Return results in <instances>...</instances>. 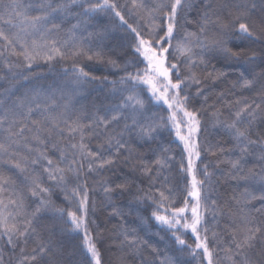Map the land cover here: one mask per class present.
I'll return each mask as SVG.
<instances>
[{
    "label": "snow or ice",
    "instance_id": "obj_1",
    "mask_svg": "<svg viewBox=\"0 0 264 264\" xmlns=\"http://www.w3.org/2000/svg\"><path fill=\"white\" fill-rule=\"evenodd\" d=\"M201 6L194 32L184 27L193 0H0V71H4L0 79L27 80L30 74L19 69L70 61L63 74L77 85L91 83L96 77L90 75L91 68L85 70L82 60L122 72L119 80L109 82L113 106L87 119L70 106V98L60 102L63 90L59 99L55 93L42 92L14 99L11 89L0 96V240L16 257L15 264H102L98 240L92 235L95 221L90 213L95 202L90 208L93 189L88 181L121 162L147 181L141 187V180L129 194L147 203L151 218L171 233L168 251L152 248L158 264H264V135L253 139L257 119H264V0L259 5L256 0L219 4L201 0ZM73 15L76 23L65 30V21ZM98 17L116 21L131 35L134 62L121 65L99 47L94 50L85 44L93 35L84 36L85 25ZM131 17H135L132 23ZM217 57L244 61L245 70L232 87L252 94L224 101L225 119L220 108L208 105L213 108V124H222L233 141L231 148L201 146V112L212 85L225 82L227 76L211 65ZM197 98L205 104L197 107ZM157 105L166 106L164 115ZM162 129L174 132L182 143V160L186 153V165H178L186 173L179 203L166 174L175 156L163 148L168 155L150 163L134 156L125 139L155 140ZM202 152L217 157L211 170L201 159ZM225 163L227 175L245 183L229 202L218 205L209 193L215 169ZM101 188L107 202L116 188L123 194L130 185L114 188L105 181ZM257 200L258 207L253 205ZM42 213H51L52 225L46 231L41 230ZM222 215L228 220L226 232L215 227ZM57 228L79 242L69 247L54 239ZM184 233L191 234L192 244ZM122 236L133 253L140 251L144 241L128 230ZM0 264H7L2 253Z\"/></svg>",
    "mask_w": 264,
    "mask_h": 264
},
{
    "label": "trees",
    "instance_id": "obj_2",
    "mask_svg": "<svg viewBox=\"0 0 264 264\" xmlns=\"http://www.w3.org/2000/svg\"><path fill=\"white\" fill-rule=\"evenodd\" d=\"M122 3L123 0H120ZM222 0H212V3L219 4ZM259 5V0H256ZM194 8L189 13L187 24L184 27L189 31H197L196 20L199 18L200 12H202L201 0H193ZM199 9V12L197 11ZM259 13V7L256 9ZM99 19H104L105 23L100 24L97 22ZM97 20H88L85 27L86 31L84 36H87L88 32L93 33L91 37L85 40V44L92 47L94 50L99 47L102 51L117 60L121 65L129 62H134L131 48V35L122 27L117 26V22L105 17H98ZM135 17H131L129 22L132 23ZM73 23H76V17L73 15L69 17L63 28L66 30L70 28ZM183 23V21H181ZM104 28L110 29L107 32H103ZM97 33H103L97 35ZM235 43L239 44L241 41L237 40ZM214 54L209 53V57ZM70 61L67 62H54L51 66L38 63L34 64L32 69H19L20 72L29 73V79L18 78L12 80L11 83L4 79H0V96L5 94L6 89H11L15 94L14 99L19 97L31 96L35 92L42 93H55L57 98H60L61 90L64 92V99L61 103L69 102L78 113H82L84 118L87 119L89 115L99 114L103 115L110 107L113 106L112 87L110 81L119 80L122 72L119 69H113L108 65L97 63L95 61L82 60V66H85V70L91 68L90 75L96 77L91 83L74 84L71 76H65L63 74V68L70 65ZM211 65H215L217 68L227 72V76L224 78L225 82L217 81L212 85V92L209 95L208 101L205 104L203 100L197 98V107L201 104H205V110L201 112V146L207 145H221L226 148L233 146V141L228 135L222 124H213V118L211 112L212 105L220 108L223 116L221 119H225L228 116V108L223 106L224 101L231 102L241 97L251 98L249 90L235 88L233 85L237 83L240 73L244 72L245 64L241 60L236 61H224L219 57L211 59ZM209 65V70H211ZM259 70V69H258ZM183 74V73H182ZM247 75V73H245ZM4 76V71H0V77ZM107 77V80L104 78ZM73 89H76L73 92ZM207 92L208 89L206 88ZM223 93V97H221ZM151 107V105H148ZM157 109L160 110V114H165L166 106L157 105ZM156 110V109H154ZM156 135L155 140L137 141L132 137H125L128 139L129 145L133 151L134 156H139L145 161L152 162L159 155H168L162 151L163 148H167L169 152L175 156V160L172 162V167L166 170L168 175V181L173 191L177 193V203L180 202V193L184 189V182L186 179V173L182 172L178 165L184 163L186 165V153L185 159H181V153L183 149L182 143L175 137L174 132L170 135L168 129L160 130ZM257 135H264V119H257L253 139L257 138ZM95 141L92 147H96ZM51 154V153H50ZM233 153H224V155H232ZM201 159L205 163H209L210 170L217 157L207 155L202 152ZM249 159H252L251 157ZM197 168H202V164L197 162ZM228 165L220 164L215 169V175L213 176V190L209 193L212 199L217 201L218 205H224L231 200L234 194H238L241 191L240 185H243L245 181H236L231 179L227 175ZM221 173H224L221 175ZM144 180L141 187H145L147 184L146 178L141 177L139 172H134L131 167L126 163L121 162L119 167L114 168L112 171H106L102 176H97L96 180L89 179L88 183L93 190L89 192L90 208L95 202V211L90 213V219H94L95 224L93 226L92 235L97 238V247L100 249L102 264H158L156 261L155 253L152 252V248H156L161 252L168 251L172 247V237L170 232L161 230V227L151 218L150 210L147 203L137 202L132 195L136 191V185L140 184V181ZM98 181V182H96ZM107 181L109 185L115 188L116 184L127 182L130 185L128 190H124L121 194V189L116 188L111 193L112 199L105 201V194L102 191L101 184ZM159 186V184L157 185ZM59 204L60 200L57 196L53 197ZM253 205L259 206L260 201H253ZM252 205H250L251 207ZM44 219L41 221L42 231H46L51 227L52 221L50 219L51 213H42ZM211 216L207 217L208 221H211ZM219 223L215 225L218 231L227 230V217H218ZM210 229L213 227L209 223ZM128 230L133 235L139 237L144 241L141 249L138 253H133L125 244L122 243L123 236L122 231ZM132 230H135L134 232ZM57 236L54 239L62 241L66 246H71L73 243H78V240H73L72 235L67 233L61 234L59 228L56 229ZM97 232L99 236H97ZM75 235V234H73ZM163 237V239L161 238ZM183 238L187 240L189 244H192L193 237L190 233H184ZM227 239V237H225ZM33 246L32 242L29 243V251ZM0 253L3 254L7 264H15L16 257L12 254L11 250L7 248L2 240H0ZM188 258V257H185Z\"/></svg>",
    "mask_w": 264,
    "mask_h": 264
}]
</instances>
